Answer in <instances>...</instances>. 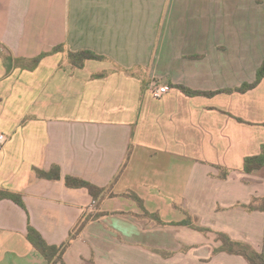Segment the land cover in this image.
Masks as SVG:
<instances>
[{
	"label": "crops",
	"instance_id": "obj_1",
	"mask_svg": "<svg viewBox=\"0 0 264 264\" xmlns=\"http://www.w3.org/2000/svg\"><path fill=\"white\" fill-rule=\"evenodd\" d=\"M0 45L26 60L63 47L9 73L0 53V192L26 207L0 199V264H48L29 227L59 246L83 221L65 264H249L219 234L264 254V212L245 208L264 167L243 171L264 147V80L236 91L264 62V0H0ZM80 51L103 60L75 67ZM53 166L60 180L38 178Z\"/></svg>",
	"mask_w": 264,
	"mask_h": 264
},
{
	"label": "trees",
	"instance_id": "obj_2",
	"mask_svg": "<svg viewBox=\"0 0 264 264\" xmlns=\"http://www.w3.org/2000/svg\"><path fill=\"white\" fill-rule=\"evenodd\" d=\"M61 51H63V47H57L51 53H45L37 58L26 60V59H18V58L13 57L9 49L0 45V53L3 57L8 73L11 72V70L16 67L22 68V69L33 70L40 64V62L45 57L61 52ZM68 60L71 65L78 67V68H83L87 61L103 60V58L90 51H80L77 53L69 52ZM26 62H28L29 66L25 65ZM263 80H264V62L261 64V66L257 70L255 81L251 84H248V83L244 84L242 87L236 89V91L240 93H245L249 90L256 88ZM179 89H181V91H183L185 94L189 96H195L198 94H202L199 92L191 91L184 87H179ZM263 167H264V147L260 155L255 156V157L245 158L243 171L247 174H252L253 172L260 170ZM36 174L38 178L40 179H47V180H52V181L60 180L62 178L61 169L58 166H53L52 169H50L49 171L36 170ZM227 174L228 173H225L223 175V178H226ZM65 182H66L67 187L69 188L86 189L89 192V194L93 197L94 201H99L103 199L108 193V190L106 188L97 187L94 184L86 180H83L81 178L67 176L65 178ZM127 197L133 199L141 207V209L145 211L146 216L155 218L159 223H161V220L159 218L155 217L154 215L149 214L146 211L144 207V202L139 196L135 194H129ZM0 199H10L13 202H15L18 206H20L21 208L26 209L23 198L20 195L8 193V192H0ZM245 208L248 211L260 210L264 212V199H261V200L254 199L253 202L250 205L245 206ZM85 224H86V221L81 222L78 225V227L75 229L74 233L71 234L69 240L59 246L49 245L45 241L43 236L31 226L28 229L27 240L45 258L48 264H65L64 262L65 252L69 248L71 242L83 230V228L85 227ZM179 225L189 226L199 231L206 230L202 227L193 225L190 217H188L185 222L179 223ZM219 239L223 243V246L220 249V251H224V252L234 254V255H241L245 257V259L249 262V264H264V254L257 252L251 245L237 242V241H232L228 236L224 234H219Z\"/></svg>",
	"mask_w": 264,
	"mask_h": 264
},
{
	"label": "built area",
	"instance_id": "obj_3",
	"mask_svg": "<svg viewBox=\"0 0 264 264\" xmlns=\"http://www.w3.org/2000/svg\"><path fill=\"white\" fill-rule=\"evenodd\" d=\"M149 91L153 98L160 100L166 96L169 92V88L161 83L152 82L149 85ZM8 138L4 134H0V149H2L7 143Z\"/></svg>",
	"mask_w": 264,
	"mask_h": 264
}]
</instances>
